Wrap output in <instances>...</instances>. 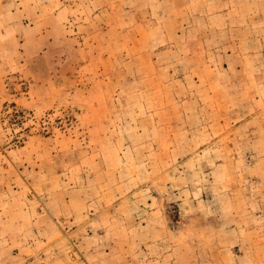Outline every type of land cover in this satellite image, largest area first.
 Segmentation results:
<instances>
[{
  "label": "rangeland",
  "instance_id": "rangeland-1",
  "mask_svg": "<svg viewBox=\"0 0 264 264\" xmlns=\"http://www.w3.org/2000/svg\"><path fill=\"white\" fill-rule=\"evenodd\" d=\"M0 264H264V0H0Z\"/></svg>",
  "mask_w": 264,
  "mask_h": 264
}]
</instances>
